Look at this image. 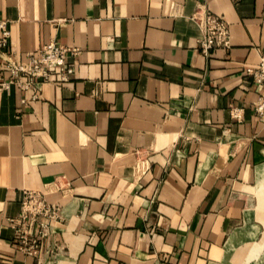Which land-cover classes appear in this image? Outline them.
Returning <instances> with one entry per match:
<instances>
[{
  "label": "crops",
  "instance_id": "obj_1",
  "mask_svg": "<svg viewBox=\"0 0 264 264\" xmlns=\"http://www.w3.org/2000/svg\"><path fill=\"white\" fill-rule=\"evenodd\" d=\"M200 8L230 28L207 57ZM0 20L22 62L50 40L79 50L38 98L0 90V264H264L262 88L245 71L264 0H0ZM26 190L60 207L38 255L10 224Z\"/></svg>",
  "mask_w": 264,
  "mask_h": 264
},
{
  "label": "built area",
  "instance_id": "obj_2",
  "mask_svg": "<svg viewBox=\"0 0 264 264\" xmlns=\"http://www.w3.org/2000/svg\"><path fill=\"white\" fill-rule=\"evenodd\" d=\"M202 30L199 49L204 56H210L215 48L230 47V28L224 16L200 8L191 15ZM11 43V30L6 20H0V90H10L14 84L23 89H33V99L38 98L39 81L53 83L54 76L60 82L69 81L75 73V60L78 48L69 47L50 40L36 51L28 53L26 62L20 61L8 48ZM246 74L255 84L261 86V94L255 103L258 117L264 121V57L256 66H248ZM7 73L8 76H4ZM242 109L231 108V115L241 118ZM60 217V207L50 203L46 194L36 190H26L21 202V211L10 224L15 230L18 249L25 253L38 255L41 241L48 237L53 221Z\"/></svg>",
  "mask_w": 264,
  "mask_h": 264
}]
</instances>
